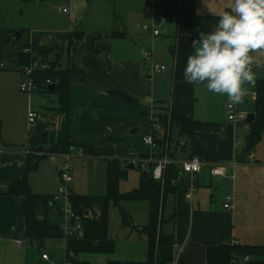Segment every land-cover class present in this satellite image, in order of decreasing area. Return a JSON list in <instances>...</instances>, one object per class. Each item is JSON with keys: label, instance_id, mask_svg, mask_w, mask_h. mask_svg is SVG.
<instances>
[{"label": "crops", "instance_id": "crops-1", "mask_svg": "<svg viewBox=\"0 0 264 264\" xmlns=\"http://www.w3.org/2000/svg\"><path fill=\"white\" fill-rule=\"evenodd\" d=\"M42 1L49 3L66 1L72 5L74 11L78 10V6L88 10L92 4H97L100 10L93 13L92 27L83 28L84 31L71 27L82 26L84 18L81 16L71 18L69 20L71 24L45 27L44 30H27L26 33L24 30H17L19 33L24 32L21 33L20 40L26 37L25 42H28L38 38L43 46L61 48L60 67L73 73L70 86L71 102L68 113H64L60 110L57 96H53L55 99L52 101H42L39 111L37 110L38 120L32 126L27 120L30 126L28 125L27 133L25 131L21 133L20 140L14 138L13 142H5L1 137L0 127V138L8 145L6 151L1 148L0 152V248L13 246L21 251L26 255L24 258L21 256V264H27L28 254L38 248L25 236L24 199L7 195L11 183L26 175L28 161L26 149L30 140L46 134L45 149L48 150L70 139L76 150L85 154V149H92L96 156L91 157L106 158V165L107 160L111 159L123 163L128 162L132 156L143 159L151 153L156 154V149L152 150L146 146L143 138L153 134L151 116L158 106H168L170 111H175L188 120L198 121L203 127L194 134L192 142L188 143L186 138L179 137L178 129L173 130L171 151L175 159L185 161L196 156L205 163L226 165L227 172L223 178H213L209 174V169L205 168L198 182L197 192L191 201L186 199L187 178L180 173L173 183L174 192L165 198L162 210L163 223L160 226V231L165 236L172 237L174 244L160 246L155 264H208V251L212 247L264 246V146L255 148L258 143L264 144V137L252 145L251 152L247 153L245 147L249 130L243 128L245 130L239 133L240 128L234 131L227 117L219 119L218 113L209 105L212 104V93L207 91L205 85L197 87L185 81H177L173 75L175 59L170 49L177 42L178 26L182 36L196 40L201 31L207 33L215 29L219 13L230 10L232 0H144V8L151 1L163 6H179V22L167 17L168 21L161 24V34L157 37L143 30L145 25L156 23V17L154 18L152 13L145 12L142 7V17L134 16L136 0ZM64 10H67V13H64ZM63 13L70 15L71 8H63ZM132 25L134 30L130 28ZM19 41L7 47L5 51L13 52L11 56L13 65H16V56L21 50L14 53ZM149 50L153 52L152 61L145 60L142 55L143 51ZM158 61L168 62L172 68L168 66L167 71L162 73H154L152 70L153 76L150 71L154 62ZM255 65L254 63V67ZM247 87L249 93L241 105L247 103L249 99L255 103V87ZM114 93L130 96L140 107L124 103ZM23 95L26 96L24 97L26 108L22 104L23 111L28 114L30 98L26 94ZM47 96L40 93L32 95L33 106V98ZM227 104L228 102L220 109L224 113ZM143 116L149 117L150 121L146 122ZM159 133H163L162 129ZM26 137L27 142L23 144ZM237 142L240 144L238 147ZM46 159L55 162L59 170L61 159L51 155L40 160L33 174L37 173L40 164ZM141 178L143 177H140L139 184L134 189L140 186ZM104 184L106 185V176ZM31 187L33 190L32 185ZM69 189L70 193L78 194ZM33 192L56 196L35 190ZM120 192L128 193L122 192L121 188ZM228 196L234 197L232 210L224 207ZM136 205L142 206L146 213V218L142 222L126 209V206ZM114 208L120 214L118 229L123 233L128 230L126 237L132 233L143 235L147 243L145 233H141L140 230L143 231L148 224L149 205L146 202L122 203V209L131 216V227L122 224L121 213L118 208ZM51 219L61 226L64 223L62 217L54 211L51 212ZM110 223L111 236L117 222L110 217ZM72 239L49 241L43 248H38L40 252L37 263L40 264V255L43 252L53 256L48 249L57 247L56 243L64 245L66 242H72ZM19 240L22 241L20 245L17 243ZM84 243L88 244L87 241ZM92 244L97 249L101 247L102 252V246L106 245L104 242ZM73 248L67 247L66 250L74 251L77 257L79 250L77 247ZM139 255L137 258L133 250L124 252L113 250L112 263L116 262L114 260L116 258H123L125 264H148V243ZM105 260L106 258H101V262ZM81 262L90 263L84 260ZM118 262L123 264V261ZM239 264H264V258L241 260Z\"/></svg>", "mask_w": 264, "mask_h": 264}, {"label": "trees", "instance_id": "trees-1", "mask_svg": "<svg viewBox=\"0 0 264 264\" xmlns=\"http://www.w3.org/2000/svg\"><path fill=\"white\" fill-rule=\"evenodd\" d=\"M23 2H34L36 0H22ZM42 1V0H38ZM158 11H166L167 17L176 19L179 22V6L157 7ZM179 25V24H178ZM178 26L177 42L171 48V54L174 56L175 64L173 75L178 81H184V68L187 57L192 53V38L184 37L180 34ZM21 33H24L23 31ZM15 32H9L0 29V52L16 44L14 38ZM24 48L30 49V54H25L22 50L17 54V65L27 66L37 58L51 60L49 70L37 73V82L39 84V93L41 95H55L58 97L60 110L68 113L71 102V78L73 73L70 70H63L60 67V55L56 53V61L53 63V51L57 47H47L40 44V39L36 38L28 41ZM47 79L54 82L55 92L47 91L44 86ZM119 100L124 103L140 107L139 103L124 93H114ZM255 104L252 113L255 120L248 124L249 133L247 141L251 140L252 145L259 142L264 135V79L256 80L255 85ZM161 115V114H160ZM158 115L159 124H161L162 134L159 130L153 131L154 142L157 146L156 154L153 158L161 159L167 155L171 160H175L172 146L173 129H178L179 137L186 138V142H192L194 134L203 129L198 121L188 120L175 111H167L165 115ZM162 121V122H161ZM154 125V120H152ZM47 145V135L42 134L34 140H30L28 146L31 147V153L27 154V169L24 178L11 183L7 195L20 197L24 199L23 215L25 218V236L30 243L38 248H43L49 241H61L66 238L65 233L58 222L51 219V212L61 213V204L54 202L53 196L36 194L33 192L28 177L38 168V163L46 156L71 154L76 149L70 139L56 146L45 149ZM41 148H43L41 150ZM246 148V147H245ZM88 156H96L92 149H85ZM142 158V157H139ZM146 158L143 159H147ZM128 162H121L117 159L107 160L106 188L107 193L104 196H85L69 193V205L79 218V222L84 232V240L91 242H104L110 238V209L116 207L119 209L122 218V224L126 227L132 226L131 216L122 209L124 202H146L149 205V221L143 229L148 243V264H155L158 250L163 244H174L173 238L165 236L160 231L163 223L162 210L167 195L174 192L173 183L178 179L181 169L177 164L167 166L164 181H155L152 178V169L154 163H148L146 169L141 166L138 168L144 173L147 172L149 179L141 178L140 186L128 193L120 192V182L127 173ZM54 202L53 206L50 205ZM62 214V213H61ZM74 239V238H73ZM245 258H264V246L251 245H219L212 247L208 251V264H233L235 261H241ZM72 264H90L81 262L77 259L72 260Z\"/></svg>", "mask_w": 264, "mask_h": 264}, {"label": "rangeland", "instance_id": "rangeland-1", "mask_svg": "<svg viewBox=\"0 0 264 264\" xmlns=\"http://www.w3.org/2000/svg\"><path fill=\"white\" fill-rule=\"evenodd\" d=\"M136 6L133 8L134 16L142 17L141 8L143 7L144 0H136ZM141 6V7H140ZM63 8H71L70 15H66L63 13ZM140 8V9H139ZM144 8V7H143ZM100 10L97 4H92L91 9L86 10L85 7L78 6V10L75 11L72 8V5L69 2H43V1H34V2H23L22 0H0V29L18 33L17 30H24L25 33L27 30L37 31V30H44L43 28L56 25H64V24H71L69 20L71 18H76L81 16L84 18L82 26L79 25L71 26L74 30L80 28L84 31L83 28H91L92 22L94 21L93 13ZM141 14V15H139ZM161 27V25H160ZM131 30H134V26H130ZM164 28V26H163ZM15 29V30H14ZM42 35H46L42 33ZM40 36V35H39ZM26 37L23 40L18 42V45H14V53L18 52L20 49L23 51L25 50L24 45L27 43L25 42ZM34 40V38H33ZM30 41V40H28ZM141 46L145 47L144 44ZM52 47V46H47ZM57 47L56 51H53L50 55L56 56V53H61V48ZM6 49L0 52V61H3L9 67L7 70H0V127H1V137L5 140V142H13V139H18L22 137V132L28 131V121L29 118L27 117V113L23 111V105L26 108L25 98L26 96L22 94L20 91V83L21 77L17 71V62L16 65L12 64V54L13 52L8 51L5 53ZM24 52V51H23ZM255 55V64L259 65L253 68V72L256 74L257 79H264V53L254 54ZM61 56V55H60ZM45 58H43L44 60ZM151 66V65H150ZM153 66H165L172 68V65H168V62L165 61H158L154 62ZM20 66L18 67V70ZM151 69V67H150ZM152 73V69L150 71ZM153 74V73H152ZM154 76V74H153ZM172 92V86H171ZM55 95H48L47 97H35L33 98L35 110L39 111V107L42 101H52L55 99L53 97ZM25 97V98H24ZM24 100V102H23ZM227 98L224 96H220L217 94L212 93V104H209L210 107L214 110V112L218 113L219 119L226 118V115L220 109L223 108ZM50 103V102H49ZM168 104V103H167ZM254 100H247V103L242 104L241 108L247 111H252L254 108ZM200 106V105H199ZM170 107L158 106L155 108V112L153 115L158 117V115H165ZM153 110V111H154ZM29 112V111H28ZM156 114V115H155ZM160 115V116H161ZM146 122L150 121L149 117L143 116ZM152 120V116H151ZM162 122V121H161ZM232 125L231 123H229ZM161 126V124H159ZM30 126V125H29ZM32 126V125H31ZM233 126V125H232ZM234 127V126H233ZM244 127H240L239 133L243 132L245 129ZM176 128L173 130L175 131ZM235 131V127L233 129ZM17 134V135H16ZM243 134V133H242ZM239 135V134H238ZM264 137V136H263ZM0 138V144L2 150L7 149V146L3 139ZM12 138V139H11ZM243 139V138H242ZM27 137L24 139L23 144H26ZM264 142V141H263ZM264 146L263 143H258L255 145V148ZM78 151V150H75ZM74 151V152H75ZM106 158H94L91 156H83V157H74L72 160V166L74 169L73 174V181L68 184V186L64 185L61 181L59 170L57 164L55 162L50 161V159L44 160L37 171L36 174L29 176L30 184L33 186V190L36 192H45L51 195H59V191L62 187L71 188L73 192L82 194L85 196H102L106 194V185L105 176L107 172V165L105 162ZM1 166V165H0ZM1 174V172H0ZM143 176V172L138 168L135 167V170L127 169V173L125 177H123L122 181L120 182V188L122 192H130L133 191L139 184L140 177ZM70 190V189H69ZM126 209L130 212L131 215L137 217V220L142 222L143 219L146 218V213L143 210L142 206H126ZM63 221L64 217L61 213H58ZM110 217L113 221L117 222V225L112 230V235L107 241H104L106 245L102 246L100 249H97L91 242L84 239H72V242H66L64 245H57V247L48 249V252H51L52 255L55 257L56 260H62L65 253L66 248H78V260L89 261L91 264H119L118 261H125L123 258H116V262L112 263L113 258L111 254L114 251L124 252L133 250L138 258L141 252L147 247L146 240L143 235L139 236L137 234H129L128 237L125 234H128L129 231L126 230L124 233L120 231L118 220L120 217L119 212L114 208L111 207L110 210ZM70 225V223H69ZM139 230L138 228H136ZM142 233L143 231L140 230ZM87 241L88 244L84 243ZM91 242V243H90ZM73 248V249H74ZM38 250V251H37ZM32 251L28 254V263L27 264H38L37 258L39 256L40 250ZM72 251V250H70ZM22 258L26 257L21 251L16 250L15 247L10 246L7 248H0V264H21ZM108 257V258H107ZM101 258H106L105 261L101 262ZM137 260V259H136ZM46 264V263H44Z\"/></svg>", "mask_w": 264, "mask_h": 264}, {"label": "clouds", "instance_id": "clouds-1", "mask_svg": "<svg viewBox=\"0 0 264 264\" xmlns=\"http://www.w3.org/2000/svg\"><path fill=\"white\" fill-rule=\"evenodd\" d=\"M229 9L219 13L213 31H201L192 41L183 76L231 105L243 103L247 86L256 85L254 54L264 53V0H232Z\"/></svg>", "mask_w": 264, "mask_h": 264}, {"label": "built area", "instance_id": "built-area-1", "mask_svg": "<svg viewBox=\"0 0 264 264\" xmlns=\"http://www.w3.org/2000/svg\"><path fill=\"white\" fill-rule=\"evenodd\" d=\"M158 5L160 3H157L156 1H151L148 3L144 11L147 13H152L153 17H156V13L158 12ZM64 13H67V10H64ZM168 21L167 17L162 18L160 24H153V25H145L143 27V30L152 34L153 37H157L161 34L160 31V25L164 24ZM25 54H30V49L24 50ZM143 58L147 61H152L153 58V52L151 50L149 51H143L142 52ZM51 60H43L42 58H37L36 60H33L30 65L27 66H20V69L17 71L20 74L21 77V83H20V91L23 94H26L29 99V112H28V118L30 125H33L36 123V121L39 118V114L37 110L33 108V103L31 101V97L34 94L39 93V84L37 82V73L49 70L51 67ZM9 67L6 63L3 61H0V70H7ZM254 68V65H253ZM152 70L154 73H162L166 72L167 69L165 66L159 67V66H152ZM54 82L50 79H47L44 83L45 87L53 86ZM225 114L227 117V120L229 123H231L236 130H238L240 127H244L245 129L249 130V126L247 123L248 117L250 113L244 109L241 108V104H227L225 108ZM152 120H154L153 129L154 130H160L161 126L159 125V119L158 117H155L152 115ZM143 143L148 146L150 149L154 150L157 148L153 134H149L143 138ZM237 147L240 145L238 142L236 143ZM1 152V149H0ZM31 153V147L29 146L28 149H26V154ZM58 158L61 159L60 168H59V174L61 181L64 185L68 186L73 180V173L74 169L72 166V160L74 157H83L85 156L83 151H75L71 154H65V155H56ZM154 163V167L151 171L152 178L155 181L162 182L165 178V173L168 165L171 164H177L181 167V173L184 175V177L187 178V193H186V199L188 201H191L193 199L194 194L197 192L198 182L205 170V168L209 169V174L213 178H223L226 176L227 167L224 164H209L203 162L200 158L193 156L190 159H187L185 161H179L177 159L171 160L167 157V155L161 159L153 158L152 153L148 156L147 159L142 158H136L134 156L131 157V159L128 161V163H132L135 167L141 166L143 170H145L147 167L146 165L148 163ZM235 167L236 164H233ZM70 191L69 188L62 187L59 191L58 196H54V202H58L61 204V210L64 217V223L62 224V229L65 233L66 238H74V239H83L84 232L82 230V226L79 222V218L75 216L73 213L68 200V195ZM54 202H51L50 205L53 206ZM233 202L234 197L228 196L225 199V209L232 210L233 209ZM70 223V225H69ZM65 238V239H66ZM19 245L22 243L21 240L17 242ZM76 253L74 251L66 250V253L62 260H56L54 256H51L47 252H43L40 255V264H72V260H75ZM244 261H248L249 258L243 259ZM233 264H239V261L233 262Z\"/></svg>", "mask_w": 264, "mask_h": 264}, {"label": "water", "instance_id": "water-1", "mask_svg": "<svg viewBox=\"0 0 264 264\" xmlns=\"http://www.w3.org/2000/svg\"><path fill=\"white\" fill-rule=\"evenodd\" d=\"M158 7H163V5L160 4V5H158ZM167 16H168V13L166 11H158L157 14H156V23L160 24L161 19L165 18ZM21 37H22V34L19 33V32L14 34V38H15L16 41H19L21 39ZM55 61H56V57H53V61L52 62L55 63ZM55 90H56V86L55 85L50 86V87L47 88V91H50V92H55ZM254 120H255V115L253 113H251L249 115V117H248L247 123L250 124ZM251 148H252V141L248 140L247 141V145H246V152L250 153L251 152ZM127 169L135 170V166L132 163H130V164L127 165ZM142 177L144 179H149V175H148L147 172H144Z\"/></svg>", "mask_w": 264, "mask_h": 264}]
</instances>
